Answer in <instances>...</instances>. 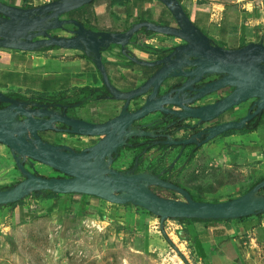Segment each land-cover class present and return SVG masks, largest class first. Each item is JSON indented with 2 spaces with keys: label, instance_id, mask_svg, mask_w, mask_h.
Listing matches in <instances>:
<instances>
[{
  "label": "water",
  "instance_id": "water-1",
  "mask_svg": "<svg viewBox=\"0 0 264 264\" xmlns=\"http://www.w3.org/2000/svg\"><path fill=\"white\" fill-rule=\"evenodd\" d=\"M92 1L51 0L22 7L0 0V48L38 51L56 46L79 50L92 60L101 74L108 91L104 98L122 103L116 115L102 122H92L69 114L68 106L63 104H55L58 108L55 109L32 97L19 99L0 91V103L6 104L0 108V143L9 148L23 176L14 185L0 189V206L49 190L57 194L90 195L117 205L130 203L162 220H225L264 213V194H261L264 179L235 198L203 201L193 199L187 189L161 178L160 174L111 167L119 148L131 144L129 140L135 137L159 136L158 133L170 126L163 125L168 117L176 121L194 119L197 126L254 99L247 113L238 120L221 122L185 139L175 140L170 134L161 136L166 138L167 145L194 143L201 146L225 131L244 128L264 110L263 39L239 48L223 47L190 19L178 0H156L169 11L173 24L141 21L125 31L112 32L94 30L78 19L65 17ZM141 28L178 38L182 43L160 50L152 60L139 59L129 52L128 46L139 43L132 38ZM54 30L55 33L66 31L68 35L52 33ZM113 45L119 46L123 55L148 72L136 87L122 90L110 81L102 52ZM177 79L180 81L176 86ZM223 89L229 91L218 100L194 105L206 95ZM157 126L161 127L151 128ZM44 132L99 139L77 149L45 140L41 135ZM202 134H205L204 139L197 142L195 138ZM27 162L30 165L38 162L64 176L37 174L26 166ZM151 186L175 191L183 199L163 197Z\"/></svg>",
  "mask_w": 264,
  "mask_h": 264
},
{
  "label": "rangeland",
  "instance_id": "rangeland-1",
  "mask_svg": "<svg viewBox=\"0 0 264 264\" xmlns=\"http://www.w3.org/2000/svg\"><path fill=\"white\" fill-rule=\"evenodd\" d=\"M230 1L184 0L183 5L186 12L192 13ZM154 3L161 4L156 0ZM168 18L174 22L170 13ZM55 34L68 35L62 30ZM250 101L236 106L230 117L246 112ZM191 149L175 148L165 154L151 150L141 168L155 165L162 178L184 187L195 200L203 201L235 198L264 177V153L253 154L219 140L204 143L189 157ZM128 154L131 160L118 158L111 167L127 169L133 161V152ZM26 166L46 177L64 176L38 162H27ZM22 178L9 148L0 143V187ZM151 189L163 197L183 199L172 190L157 186ZM35 197H27L24 202L26 208L33 210L31 216L21 220L18 209L13 213L8 209L5 217L0 216V264H264V230L257 224L250 223L231 236L224 235V249H218L211 241L218 250L207 258L196 245L198 232L190 226L192 219L184 223L173 219L161 222L142 208L134 210L96 198H91L92 204L86 210L49 211L45 203L39 205L30 200Z\"/></svg>",
  "mask_w": 264,
  "mask_h": 264
},
{
  "label": "crops",
  "instance_id": "crops-1",
  "mask_svg": "<svg viewBox=\"0 0 264 264\" xmlns=\"http://www.w3.org/2000/svg\"><path fill=\"white\" fill-rule=\"evenodd\" d=\"M2 1H14L13 5L17 6H22L24 3L23 0ZM49 1L51 0H27V4L32 7ZM147 1L149 0H123L122 4H112L113 0H94L91 6L85 8V17L82 16L80 21L94 30L112 32L125 31L134 23L141 21L173 24L168 18L169 11L163 4H155V0H151L150 3ZM183 2L184 0L181 1L182 4ZM189 15L204 33L223 47L239 48L249 42H257L260 39L264 41V0H231L229 3L214 6L208 11L202 8L197 9ZM171 39H173L171 36L141 28L132 38L139 43L129 45V52L139 59L152 60L155 53L172 44ZM102 60L110 81L122 90L136 87L148 75L144 67L129 60L116 45L102 52ZM103 87L101 74L94 63L79 50L59 47L38 51L0 48V91L8 95L21 98L32 97L36 100L59 99L85 103L90 112L81 113V118L92 122H102L116 115L122 103L96 98V94H89L83 89L102 90ZM100 103L102 105H99ZM131 106L134 107L133 104ZM261 129H264V120L254 131L218 136L214 140L231 142L237 148L246 149L253 154H263L264 132L261 134ZM44 134L45 140L49 142L67 144L77 149L99 138L68 133L46 132ZM128 151L133 152L132 156H134L135 149H126L122 150L119 159L126 157L131 160L132 157L129 156ZM91 198L100 200L97 197L82 194H59L55 198L35 197L30 200L38 202L39 205L45 203L49 211L59 208L58 210L73 212L80 208L86 210L92 204ZM22 201L15 207L0 206V216L7 214L8 209L12 210L11 213L14 209H18V218L23 219L34 213L32 209L24 206L26 199ZM190 222V226L198 232L195 242L199 252L203 257L210 258L212 251L224 249L222 246L224 235L231 236L239 231L240 227L250 223L257 224L264 230V213L260 216L251 215L241 219ZM207 223L211 225L206 226ZM211 241L215 242L218 249L214 247L215 245H211Z\"/></svg>",
  "mask_w": 264,
  "mask_h": 264
},
{
  "label": "flooded vegetation",
  "instance_id": "flooded-vegetation-1",
  "mask_svg": "<svg viewBox=\"0 0 264 264\" xmlns=\"http://www.w3.org/2000/svg\"><path fill=\"white\" fill-rule=\"evenodd\" d=\"M72 27V26H71ZM55 31H53L52 33H54ZM175 41L172 42V44L169 46H174V45H177V44H181L182 41L178 38H175V37H172ZM168 48V47H167ZM166 49V48H165ZM164 50V49H162ZM213 77H211L210 79H212ZM180 79H177V81H175V85L179 83ZM176 85V86H177ZM229 91V89H223V90H220V91H217V92H214L212 94H209V95H206L205 97L199 99L194 105H203V104H207V103H211V102H214L216 100H218L219 98L223 97V95ZM16 98H19V99H23L21 97H16ZM96 98H99L97 95H96ZM104 98V96H103ZM39 101L41 102H47L49 103L51 106H53L55 109H58L55 107V104H63L65 106H68L66 108V111L69 113V114H72V115H75V116H78V117H82L81 115L87 111L88 107L85 103L78 105L79 102H75V101H67V100H59V99H38ZM254 99H251L250 101V106L248 107V109L246 110V112H244L242 115L240 116H237V117H230V114L233 112L234 108H231L230 110L224 112L223 114H221L218 118L214 119V120H211L209 122H203L199 125H195L196 123V120L194 119H187L185 121H176V118H173V117H168V121L165 122L163 125L167 124V125H170L166 130H163V132L161 133H158L159 136H156V137H142V138H139V141L140 143L142 144V146H137L135 148H130V149H135V154L139 151H142V154L141 155H137V157L133 156V161L130 163L129 167L125 170H129V169H133L134 168V171H151L155 174H160V177L162 178V172H160L161 170H158V168L156 169L155 165L149 167V169H143L141 168V163L143 160H145V156H146V153L150 152L151 150H155V151H160L162 152V154H165L169 151H173L175 148H178V150L182 151V149H185L186 147H190L192 148L190 150V153L191 151L194 149V147H197V150L201 147L199 145H196L194 143H190V144H179V145H167L164 143L165 141V137L161 136L162 134H170L172 136L173 139L177 140V139H185V138H189L192 134H196L197 132L205 129V128H208V127H211L213 125H217L221 122H225V121H229V120H238L240 119L241 117H243L247 111L249 110V108L251 107L252 103H253ZM244 103V102H243ZM241 103V104H243ZM6 105V104H5ZM4 105V106H5ZM72 105H76V106H73ZM3 106V107H4ZM171 107V106H170ZM172 109H175V107H172ZM254 109V108H253ZM252 109V110H253ZM82 113V114H81ZM262 113V112H261ZM260 113V114H261ZM259 115V114H258ZM257 116V115H256ZM255 116V117H256ZM163 117H166V116H163ZM254 117V118H255ZM253 118V119H254ZM252 120V119H251ZM250 120V121H251ZM249 123V121L247 122V124ZM246 124V125H247ZM65 127V126H64ZM159 127L161 126H157L155 128L151 127L152 129H158ZM242 129V128H241ZM233 130L234 132H232V134L234 133H238L239 130H234V129H231ZM229 131V130H228ZM227 132V131H225ZM225 132L215 136L214 138L210 139L211 141H213L216 137L218 136H228V135H223ZM46 133V132H44ZM44 133H41L42 137L45 139L46 136ZM241 133V132H239ZM231 135V134H229ZM205 137V134H202L201 136H197L195 139L197 140V142H201ZM99 139V138H98ZM97 139V140H98ZM97 140H95L94 142H89L87 145H91L93 143H95ZM209 140V141H210ZM130 141V140H129ZM138 141V142H139ZM129 145H126L122 148H119L120 151H118V156L120 157V154L122 153V150H126L128 148V146L132 145V141H130ZM144 143V145H143ZM206 143V142H205ZM204 143H202L201 145H203ZM145 146H149V149L148 150H144L142 149V147H145ZM172 149V150H170ZM196 150V151H197ZM195 151V152H196ZM194 152V153H195ZM189 153V154H190ZM193 153V154H194ZM192 154V153H191ZM192 154V155H193ZM115 159L116 156H114V161L116 162L118 160V157ZM189 156V155H188ZM113 161V162H114ZM165 179V178H163Z\"/></svg>",
  "mask_w": 264,
  "mask_h": 264
},
{
  "label": "trees",
  "instance_id": "trees-1",
  "mask_svg": "<svg viewBox=\"0 0 264 264\" xmlns=\"http://www.w3.org/2000/svg\"><path fill=\"white\" fill-rule=\"evenodd\" d=\"M179 2H181L182 0H178ZM13 2L14 1H12V2H6V3H9V4H12L13 5ZM23 7H31V5L30 4H27V0H23ZM122 2H123V0H113V2H112V4L113 3H119V4H122ZM151 2V0H149V1H147V3H150ZM93 3V1L92 2H90L89 4H87V5H85V6H82V7H80L79 9H76V10H73V11H71V12H69V13H67L66 14V17H70V16H72V17H75V18H77V19H79L80 20V18L83 16V18L85 17V8L86 7H89V6H91V4ZM141 3H142V1H141ZM150 10H152V9H150ZM186 10V9H185ZM187 14L189 15L190 13H188L187 12ZM190 17V16H189ZM191 18V17H190ZM192 19V18H191ZM193 20V19H192ZM194 21V20H193ZM87 27H90L88 24H85ZM91 28V27H90ZM56 46H51V47H46V48H43L42 50H46V49H49V48H55ZM84 91H86V92H88L89 94L91 93V94H96L99 98H103V96H105V95H107L108 94V91H107V89L105 88V87H103V89L101 90V89H97V88H85V89H83ZM101 90V91H100ZM9 96H11V97H18V96H15V95H10L9 94ZM5 104H3V103H0V108L1 107H3ZM264 120V110L262 111V113L261 114H259V115H257L254 119H252L251 121H249V123L244 127V128H242V129H240L239 130V132H241V133H248V132H251V131H254V130H256V128L258 127V125L262 122ZM232 132H234L233 130H229V131H227V132H225L223 135H229V134H232ZM133 143H132V145H130V146H128V147H126V148H128V149H130V148H135V147H137V146H142V144L140 143V141H139V138H137V137H135V138H133L132 140H131ZM139 141V142H138ZM143 145H144V143H143ZM142 149H144V150H148L149 149V146H145V147H142ZM197 150V147H194V149L191 151V153L193 154L195 151ZM118 151H120V149H118ZM189 154V157L190 156H192V154ZM142 154V151H138L136 154H135V156L137 157V155H141ZM116 157H115V159L117 158V156H118V154L117 155H115ZM262 179H264V177L263 178H260L259 180H257L249 189H251L256 183H258L259 181H261ZM15 184V183H14ZM14 184H11V185H9V186H12V185H14ZM9 186H3V187H0V189H2V188H7V187H9ZM249 189H247L245 192H247ZM264 189V188H263ZM263 189H261V190H263ZM244 192V193H245ZM191 193V192H190ZM33 195L34 196H37V197H41V198H46V199H50V198H55V197H57L59 194H57V193H54V192H51V191H49V190H45V191H40V192H34L33 193ZM83 195V194H82ZM94 197V196H93ZM191 197L194 199V195L191 193ZM198 199V198H197ZM198 200H200V199H198ZM23 201L21 200V201H18V202H14V203H10V204H7V205H9V206H11V207H15L17 204H21ZM123 206H126V207H131L132 209H134V210H137V209H140V207H138V206H135V205H132V204H125V205H123ZM261 214H263V213H257L256 215L257 216H260ZM32 214H30L29 216H31ZM157 218H159V217H157ZM242 218H244V217H242ZM173 220H178L179 222H181V223H184V222H186V221H189V219H182V218H172ZM241 219V218H240ZM21 220H23V218L21 217ZM159 220L161 221V222H163L164 220H162V219H160L159 218ZM218 221L219 220H221V219H217ZM225 220H230V219H225ZM192 221H210V219H208V220H201V219H192Z\"/></svg>",
  "mask_w": 264,
  "mask_h": 264
},
{
  "label": "clouds",
  "instance_id": "clouds-1",
  "mask_svg": "<svg viewBox=\"0 0 264 264\" xmlns=\"http://www.w3.org/2000/svg\"><path fill=\"white\" fill-rule=\"evenodd\" d=\"M156 217H157V216H156ZM156 217H155V218H156ZM169 219H172V218H169ZM166 220H167V219H166Z\"/></svg>",
  "mask_w": 264,
  "mask_h": 264
},
{
  "label": "built area",
  "instance_id": "built-area-1",
  "mask_svg": "<svg viewBox=\"0 0 264 264\" xmlns=\"http://www.w3.org/2000/svg\"><path fill=\"white\" fill-rule=\"evenodd\" d=\"M168 220V219H167Z\"/></svg>",
  "mask_w": 264,
  "mask_h": 264
}]
</instances>
